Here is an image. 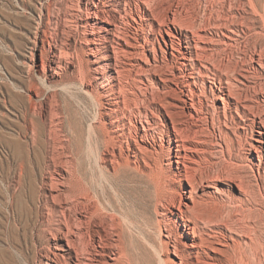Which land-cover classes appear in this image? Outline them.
Wrapping results in <instances>:
<instances>
[{
	"label": "bare ground",
	"instance_id": "obj_1",
	"mask_svg": "<svg viewBox=\"0 0 264 264\" xmlns=\"http://www.w3.org/2000/svg\"><path fill=\"white\" fill-rule=\"evenodd\" d=\"M246 1L243 6L244 1L240 2L243 10ZM195 3L199 4L198 0H81V37L70 32L63 43L50 45L47 59L41 56L38 65L43 73L48 72L47 78H60L67 67H76L68 40L81 44L86 58L78 57L76 71L82 84L103 98L107 122L105 147H99L100 176L104 179L110 171L118 174L129 166L143 173L166 152L170 174L155 194V207L161 209L159 222L165 230V262L228 264L232 246L239 240L236 235H246L251 242L249 235L254 231L249 223L240 229L235 223L243 217L237 218V204L249 202L254 187L246 174L208 160L214 147L208 149L198 123L215 114L220 124L222 116L225 118V127L231 129V120L245 135L251 132L253 176L257 181L264 178V35L259 33L249 61L238 60L235 42L241 40V32L255 29L256 24L245 15L225 13V9L218 18L201 17ZM258 78L261 82L256 86ZM28 90L39 97L35 83L31 82ZM210 100L213 115L208 108ZM55 110L49 101L41 104L39 111L25 113L26 118L31 114L40 119L31 118L32 147L41 144L39 136L48 117L46 139L53 141L49 171L43 178L48 200L43 236L52 246L43 255V263L156 264L149 238L133 219H128L132 225L128 223L122 203L119 205L102 183L98 192V186L88 181L82 162L85 156L81 159V130L72 131V143L61 141L60 128L53 124ZM159 126L167 135L157 146L154 130ZM224 133L219 129L222 140ZM139 195L128 198L134 208L146 205L147 194ZM242 220L239 218L245 224ZM133 224L140 234L133 232ZM256 241L258 238L253 243Z\"/></svg>",
	"mask_w": 264,
	"mask_h": 264
},
{
	"label": "rangeland",
	"instance_id": "obj_2",
	"mask_svg": "<svg viewBox=\"0 0 264 264\" xmlns=\"http://www.w3.org/2000/svg\"><path fill=\"white\" fill-rule=\"evenodd\" d=\"M200 1L198 0L200 5L198 3L195 4L196 7L198 6L197 10L200 9L197 12L200 16L202 15L201 17L210 15L212 18H218V13L234 14L237 17L245 15L250 22L256 24L255 29H245V33L241 32L242 35L238 38V40H241L236 41L234 45V47H237L234 48L237 49V54L235 51L234 55L235 58L241 61H249L248 59H250V55L254 51L259 33L264 35V0H247L248 3L247 1L246 3L249 6L245 5L246 12L241 7L245 4V0ZM241 1H244V3ZM204 7L210 14H206ZM216 8L217 11L215 10ZM81 9H83L81 0H0V264H44L43 255L52 246L51 240L43 236L44 215L47 212L46 206L48 203L45 194L47 188L43 186V178L49 171L50 150L53 147L51 144L53 141L46 139L49 117L46 118L47 123L41 129L42 132L39 136L41 144L35 147H32L34 134L29 129L32 127L31 118L38 121L40 119L38 115L31 114H29L31 118L25 117V113L28 110L33 111L36 109L39 111L41 104L49 101L56 109L53 116V124L60 128L59 137H61V141L67 144L71 140V135H73L72 131L74 129L81 130V144L82 151H84L81 154V159L85 156L82 162L88 181L98 186V188L96 187L98 192L102 189L101 183L105 185L104 187L107 188L108 194L116 198L119 205L122 203L120 206H123L122 210H125L124 213L128 223H132L128 219L130 221L133 219L141 229V232L145 233L149 238L156 264H168L164 259L167 257V246L164 240L166 239L165 230L161 229L159 222L161 209L155 207L156 190L164 183L163 181H168L170 174L166 152H161L160 160L151 162L152 166L148 169L150 172L146 170L142 173L134 166H129L124 169L125 171L123 170V172L118 174H113L110 171L109 173L111 174L108 173L104 180L100 176V171H98L100 163L99 147H105L104 140L108 131L106 116L103 114L104 102L95 89L82 84L81 76L77 74L78 57L82 55L86 58V54L80 50L81 44L79 42L75 44L73 38L69 39L70 41L68 40L69 44L67 47L76 55V67H67L60 78H47L49 77L48 72L43 73L41 66L38 65L41 62V56L47 59L50 45L57 42L58 44L60 42L63 43L70 32H76V37H81V24L84 18V13ZM201 10L205 12L202 13ZM220 11L223 12L221 13ZM79 28L80 30H77ZM238 46H240L239 49ZM77 47L78 50H76ZM255 81L257 86L261 79L258 78ZM31 82L36 84V89L39 90V97L36 91L28 90ZM29 97H32V100ZM208 103L210 104L208 107L210 108V113L213 115L212 101L210 100ZM210 117L208 120H200L199 123L201 125L198 123L200 129L202 128L201 133H204L201 134L204 142L206 144L208 142L206 146L209 150L214 147V149H211L214 154L209 151L210 153L207 155L208 160L215 162L216 166L225 167L243 175L246 174V177L250 178L254 187L252 197H249L251 200L241 205L237 204L238 209L236 212L239 210L236 213L238 214L237 218L239 215L243 216L239 218L240 220L243 218L245 224H243V220L239 221L238 218L235 226L240 229L244 225H250L255 233H252V231L250 232L252 233L251 235L248 233L252 237H250L251 242L249 238L246 239L244 233V237L235 236L239 240L237 239L235 242L237 244L232 246L233 256L231 255L232 259L228 261V264H264V178L257 181L255 176H253L255 168L252 169V154H250L253 151L249 145L252 141L250 138L251 132L245 135L239 128H236L237 126L231 124L233 121L230 119V122L228 121L229 123H227L231 125V129L225 127L222 123L225 122L223 121V119L225 120L223 116L221 124L219 119L217 121L215 114ZM213 124L214 126H212ZM157 129L154 130L155 142L159 146L161 141H166L167 134L163 126H159ZM219 129H222V132L224 130V135L226 134L223 140L219 135ZM223 141H226L227 145ZM47 148L49 149L47 150ZM23 159L24 166L22 165ZM22 169L24 171L21 172ZM143 192L147 194L146 205L132 207L128 198H138L139 194H144ZM134 193L137 195H134ZM248 223L249 225H247ZM136 224L133 225L135 226ZM134 226H132L133 232L140 234V229ZM253 238L254 240L258 238L262 246L258 241H256L255 245ZM239 241L242 242L239 243Z\"/></svg>",
	"mask_w": 264,
	"mask_h": 264
}]
</instances>
